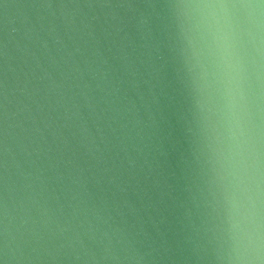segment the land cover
<instances>
[{"label": "water", "instance_id": "water-1", "mask_svg": "<svg viewBox=\"0 0 264 264\" xmlns=\"http://www.w3.org/2000/svg\"><path fill=\"white\" fill-rule=\"evenodd\" d=\"M0 264H264V0H0Z\"/></svg>", "mask_w": 264, "mask_h": 264}]
</instances>
